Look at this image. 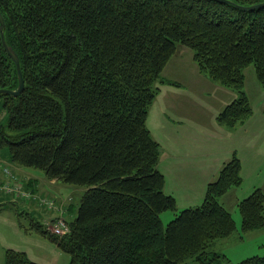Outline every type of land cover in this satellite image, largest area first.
<instances>
[{
    "label": "trees",
    "instance_id": "1",
    "mask_svg": "<svg viewBox=\"0 0 264 264\" xmlns=\"http://www.w3.org/2000/svg\"><path fill=\"white\" fill-rule=\"evenodd\" d=\"M260 2L0 0L4 40L18 53L24 80L18 95L0 94L7 113L0 149L16 166L84 187L66 234L30 221L71 264H264V255L230 263L211 249L235 231L221 197L241 185L240 159L233 154L220 167L200 204L178 209L164 191L159 143L146 125L160 84L171 82L161 74L178 45L190 48L207 78L235 93L218 123L249 116L244 70L253 65L264 86V5L243 7ZM17 83L0 36V89ZM236 206L241 229L264 228L259 187ZM166 210L175 215L163 227ZM3 263L38 264L12 248Z\"/></svg>",
    "mask_w": 264,
    "mask_h": 264
},
{
    "label": "rangeland",
    "instance_id": "2",
    "mask_svg": "<svg viewBox=\"0 0 264 264\" xmlns=\"http://www.w3.org/2000/svg\"><path fill=\"white\" fill-rule=\"evenodd\" d=\"M202 77L203 81L198 84L199 86L201 84H207V78ZM244 77L243 89L250 102L252 108L251 113L243 122L233 126L223 125L216 120L217 127L215 126V130H210L207 133V137L211 139L210 141L213 147L217 146L219 148L230 144L234 146L233 148H236L234 154L240 159L241 171V185L236 195L240 198L250 193L254 187H259L264 193V86L260 84L255 76L254 67L251 64L245 68ZM207 91L205 95L201 94L200 96L193 94L190 90L185 93L189 95V100L192 99L194 102L204 105L212 102L214 98H218L216 92L211 89ZM158 97L159 95L157 96L156 94L146 113V125L153 139H156L157 136L159 137L161 131L157 125V120L159 119L158 114L161 111L158 106ZM3 100L2 95L0 96V123H3L7 119V113L3 108ZM247 121L252 126L250 129L248 128V130L243 131L248 125L243 124ZM192 125V122L184 121V126L191 127ZM242 133L244 136L237 143V136ZM159 148L160 153L158 159L160 160L163 158L162 153H166L167 151L165 149L161 150L160 145ZM7 154L8 150L6 147L0 149V156L4 155L3 158H5ZM3 158L1 159L0 157V170L7 166L17 175L19 180L22 175L24 177L28 176L25 173L23 174L19 169H16L14 167L16 166L15 164L10 163L6 159L3 160ZM23 169H27V171L29 170L33 174L40 185L43 197L46 196L54 199L57 204H60V202L65 201L67 198L69 199L66 200L68 202L67 204H69L66 206V208L69 207L67 219L76 215L77 206L80 202L79 199L85 191L84 187L63 183L59 180L51 182L42 169L32 166L23 167ZM24 177L21 179L23 186L26 182ZM170 181H168L169 184ZM28 186L29 184H26L24 188L27 190L26 187ZM0 190L3 189L0 188ZM8 193H10V196L4 195L2 202H0V204L8 202L12 206V208L10 207L11 210L0 211V264H4V250L8 247L18 251H25L27 258L38 264H71L70 254L61 249L44 232L42 233L33 227V224L30 222L31 220L34 223L39 222L42 224V228L46 227L52 233L53 224L56 221V214L53 217L50 216L52 211L48 212L35 200L39 198L41 193L39 191L36 192L35 195L38 197L35 199L32 197L27 199L16 196L12 194L13 192ZM30 202L37 203L38 206H32ZM228 207L230 208L232 218L235 220V231L229 237L215 241L211 249L225 254L230 263L238 262L244 257L255 254L264 255V228H254L252 230L241 229L242 218L238 207L236 205H229ZM15 213L18 214L15 215ZM174 215L175 212L172 210L161 212L160 221L162 222V226L164 227Z\"/></svg>",
    "mask_w": 264,
    "mask_h": 264
},
{
    "label": "crops",
    "instance_id": "3",
    "mask_svg": "<svg viewBox=\"0 0 264 264\" xmlns=\"http://www.w3.org/2000/svg\"><path fill=\"white\" fill-rule=\"evenodd\" d=\"M161 75L164 79L171 82L160 84L157 93V96L159 95L158 106L161 109L158 114L157 125L161 131L160 136H157L155 140L158 141L161 150L165 149L167 151L162 153V159H158L157 167L164 174V191L175 197L176 207L178 209L194 207V205L201 203L207 183L216 177L220 167L227 162L236 150L230 144L219 148L217 146L213 147L211 139L207 137V133L210 130H215V126L217 127L216 116L218 112L227 103L231 102L235 97V93L207 78L196 66L190 48L182 45L177 46L176 51L165 63ZM202 76L207 78L208 81L207 84L199 86L198 84L203 81ZM213 88L217 91L213 90ZM210 89L217 93L218 98H214L212 102L209 101L210 103L204 105L194 102L192 99L189 100V95L185 93L190 90L193 94L200 96L201 94L205 95L208 92L207 90ZM184 121H190L193 125L191 127L184 126ZM243 125H247L243 131L250 129L252 126L248 121ZM243 136V133L237 136V143L242 140ZM0 157L2 159L4 155ZM4 159L10 161L7 157ZM14 167L29 176L24 177L22 175L20 178L23 179L24 177L26 181L24 186L29 184L26 188L28 191L33 192V196L38 191L42 192L38 181L29 170L27 171V169H23L22 166L18 165ZM5 179L4 171L1 169L0 182L4 183ZM52 181L57 180L52 179ZM168 181H170V184ZM238 188H231L221 197L223 206L229 211V205H236L243 198L236 195ZM1 191L0 202H2L4 195L10 194ZM12 194L15 195L14 193ZM35 196L38 197L37 195ZM36 197L33 198L35 199ZM41 197L42 193L39 198ZM35 200L38 202V199ZM66 200L60 202L64 210L68 203ZM30 204L32 206L37 205L34 202H30ZM0 205V211L11 210L10 207L12 208L8 202ZM41 206L45 208V206ZM47 211L49 212V210ZM50 214V216H54L53 211ZM15 215L17 214L15 213Z\"/></svg>",
    "mask_w": 264,
    "mask_h": 264
},
{
    "label": "built area",
    "instance_id": "4",
    "mask_svg": "<svg viewBox=\"0 0 264 264\" xmlns=\"http://www.w3.org/2000/svg\"><path fill=\"white\" fill-rule=\"evenodd\" d=\"M4 175L6 177L5 183H0V188L3 189L4 193L13 192L16 196L29 198L34 197L33 192L26 190L21 183V180L18 179L16 174H13L12 170L7 166L3 167ZM6 191V192H5ZM38 202L45 206L47 210L53 211L56 217V221L53 224L52 233L55 235H63L69 231L70 227L67 223V216L63 208L62 203L57 204L54 199L48 197L38 198Z\"/></svg>",
    "mask_w": 264,
    "mask_h": 264
},
{
    "label": "water",
    "instance_id": "5",
    "mask_svg": "<svg viewBox=\"0 0 264 264\" xmlns=\"http://www.w3.org/2000/svg\"><path fill=\"white\" fill-rule=\"evenodd\" d=\"M217 1H227V0H217ZM264 5V2H260V3H256L255 5H250V6H244L243 8L246 9H254L256 7L262 6ZM4 17H2L1 12H0V36H1V41L4 47L5 52H7L9 58L11 59V61H13V63H15V67H16V75L18 78V83L16 88L12 89H6V88H2L0 89V94L5 93L11 96H16L18 95L24 88L23 83V75H21V70H20V63H19V57H18V53L6 43V40H4Z\"/></svg>",
    "mask_w": 264,
    "mask_h": 264
},
{
    "label": "bare ground",
    "instance_id": "6",
    "mask_svg": "<svg viewBox=\"0 0 264 264\" xmlns=\"http://www.w3.org/2000/svg\"><path fill=\"white\" fill-rule=\"evenodd\" d=\"M35 196V195H34ZM36 197V196H35ZM43 197V196H42ZM71 204V203H70ZM67 205H69V204H67ZM74 206V205H73ZM77 211V210H76Z\"/></svg>",
    "mask_w": 264,
    "mask_h": 264
}]
</instances>
